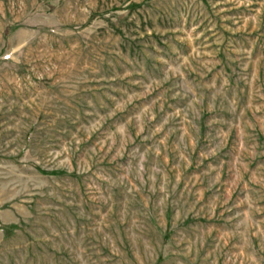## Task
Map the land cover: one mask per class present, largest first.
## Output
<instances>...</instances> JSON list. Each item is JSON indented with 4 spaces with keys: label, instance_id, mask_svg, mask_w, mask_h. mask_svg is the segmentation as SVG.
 I'll return each mask as SVG.
<instances>
[{
    "label": "rangeland",
    "instance_id": "rangeland-1",
    "mask_svg": "<svg viewBox=\"0 0 264 264\" xmlns=\"http://www.w3.org/2000/svg\"><path fill=\"white\" fill-rule=\"evenodd\" d=\"M0 264H264V0H0Z\"/></svg>",
    "mask_w": 264,
    "mask_h": 264
}]
</instances>
